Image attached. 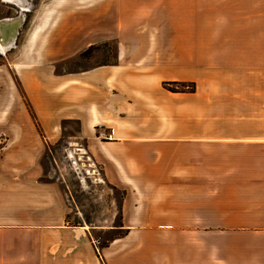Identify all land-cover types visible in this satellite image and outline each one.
<instances>
[{"label":"crops","instance_id":"1","mask_svg":"<svg viewBox=\"0 0 264 264\" xmlns=\"http://www.w3.org/2000/svg\"><path fill=\"white\" fill-rule=\"evenodd\" d=\"M78 1L103 30L115 3L119 62L81 74L19 71L40 128L15 127L8 140L23 152L6 162L0 264H57L88 244L63 222L53 185L40 182V158L63 119L77 123L76 144L124 192L123 228L178 231L169 246L182 249L183 264H207L208 230L219 236L216 263L264 264V0ZM121 53L135 60L123 64Z\"/></svg>","mask_w":264,"mask_h":264},{"label":"rangeland","instance_id":"2","mask_svg":"<svg viewBox=\"0 0 264 264\" xmlns=\"http://www.w3.org/2000/svg\"><path fill=\"white\" fill-rule=\"evenodd\" d=\"M79 3L78 0H0V25L2 29L10 30L7 32L10 37L6 38L0 28V44L4 46L0 45V205L7 201L8 157H21L23 152L8 148L11 131L32 123L40 128V122L32 118L30 106L21 93L19 71L23 70L29 78L39 74V69L52 71L54 75L81 74L96 66L119 62L120 54L113 34L114 31L119 33L117 23L124 18L115 3H111L110 15L106 17L111 29L104 30L102 21L88 17L87 6ZM41 4V10L37 12ZM160 16L165 17L163 13ZM144 30L156 32L151 28ZM104 33L111 36L103 40V35L107 36ZM130 56L134 55L121 53L122 63L132 64L135 59ZM162 87L172 92L183 89L177 83H166ZM58 125L59 140L46 147L40 158V182L53 185L63 210L68 211L63 222L84 230L88 244L79 248L76 255L67 252L57 264H183L182 249L174 250L169 246L178 231H173L172 235V231L161 228H123L121 201L124 192L106 182L100 167L92 163L83 148L76 144L77 123L63 119ZM113 133V129H109L103 139L110 140ZM214 216L208 212L207 221ZM223 216L230 221L237 215ZM229 232L219 234L222 235L224 254L230 250V240L226 236ZM214 233L211 230L206 233L207 264H220L214 261V243L219 237ZM176 238L181 240V236ZM263 257L258 255L260 259ZM222 264H230V261L224 260Z\"/></svg>","mask_w":264,"mask_h":264},{"label":"bare ground","instance_id":"3","mask_svg":"<svg viewBox=\"0 0 264 264\" xmlns=\"http://www.w3.org/2000/svg\"><path fill=\"white\" fill-rule=\"evenodd\" d=\"M0 28H1V31L4 33V37L9 38L10 36H9V34L7 32H10V30H8V29H6V30L2 29V25H0ZM1 47H4V46L1 45Z\"/></svg>","mask_w":264,"mask_h":264},{"label":"built area","instance_id":"4","mask_svg":"<svg viewBox=\"0 0 264 264\" xmlns=\"http://www.w3.org/2000/svg\"><path fill=\"white\" fill-rule=\"evenodd\" d=\"M112 133L109 134V137L111 136Z\"/></svg>","mask_w":264,"mask_h":264},{"label":"trees","instance_id":"5","mask_svg":"<svg viewBox=\"0 0 264 264\" xmlns=\"http://www.w3.org/2000/svg\"><path fill=\"white\" fill-rule=\"evenodd\" d=\"M90 48V47H89ZM181 86H183V84H180Z\"/></svg>","mask_w":264,"mask_h":264}]
</instances>
